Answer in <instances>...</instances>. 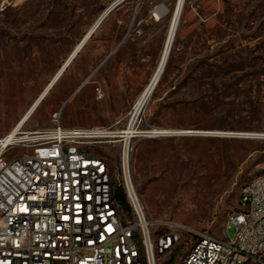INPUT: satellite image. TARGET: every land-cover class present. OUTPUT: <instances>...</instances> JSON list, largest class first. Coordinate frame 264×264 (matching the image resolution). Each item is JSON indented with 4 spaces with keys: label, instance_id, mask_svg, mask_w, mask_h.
I'll list each match as a JSON object with an SVG mask.
<instances>
[{
    "label": "rangeland",
    "instance_id": "1",
    "mask_svg": "<svg viewBox=\"0 0 264 264\" xmlns=\"http://www.w3.org/2000/svg\"><path fill=\"white\" fill-rule=\"evenodd\" d=\"M113 0H0V138L50 82ZM126 0L82 47L23 128L123 130L154 71L167 18L159 4ZM197 134L132 142L133 187L163 233L184 229L179 264L195 234L222 238L244 186L264 168V0H186L163 74L139 119V131ZM217 132L211 135L206 133ZM204 133V135H201ZM117 172V148L101 150ZM127 211L123 192L116 190ZM228 237L234 227L227 224Z\"/></svg>",
    "mask_w": 264,
    "mask_h": 264
},
{
    "label": "built area",
    "instance_id": "2",
    "mask_svg": "<svg viewBox=\"0 0 264 264\" xmlns=\"http://www.w3.org/2000/svg\"><path fill=\"white\" fill-rule=\"evenodd\" d=\"M51 122L17 139L0 138V264H163L171 258L184 229L172 224L159 234L133 187L132 142L140 131L125 144L126 126L66 128L58 114ZM144 134L163 136L156 129ZM109 147L117 148L116 173L99 153ZM239 202L223 237L195 234L179 264H264V168ZM229 223L233 237L226 234Z\"/></svg>",
    "mask_w": 264,
    "mask_h": 264
},
{
    "label": "bare ground",
    "instance_id": "3",
    "mask_svg": "<svg viewBox=\"0 0 264 264\" xmlns=\"http://www.w3.org/2000/svg\"><path fill=\"white\" fill-rule=\"evenodd\" d=\"M120 0H113L97 17V19L94 21V23L90 26V28L87 30L83 38L80 40V42L74 47V49L71 51L70 55L66 58L62 66L58 69V71L54 74L50 82L46 85V87L42 90V92L35 98V100L30 104L28 109L24 112V114L17 120V122L13 125V127L4 135V137L8 138L7 140H11L13 138H18L17 135L23 132V128L25 125L29 122V120L33 117L39 106L42 104L50 90L53 88V86L56 84L58 79L61 77L62 69L64 66H66L70 59L75 55L79 53V51L82 49V47L86 44V42L90 39L88 35L95 29V27L98 25L99 21L104 17L105 13ZM126 1V0H125ZM186 0H174L173 3L170 6H167L165 4H159L156 6V8L153 10V17L155 20H161L164 18H167V29L165 34V39L163 42V46L160 52V56L157 62V65L152 72L150 78L148 79L147 83L135 99L132 108L130 110V113L128 114V122L125 129V144L129 142V138L134 132L138 129L139 126V119L144 111V108L146 107V104L150 100L162 74L165 69L166 63L168 61L171 48L174 42V38L179 26V22L182 16L183 8L185 5ZM95 32V31H94ZM92 36V35H91ZM82 45V47H81ZM76 54V55H77ZM75 55V57H76ZM74 57V58H75ZM73 58V59H74ZM72 62V61H71ZM70 62V63H71ZM69 63V64H70ZM68 64V65H69ZM158 133L163 135H170V136H181V135H193L194 133L197 134L199 132L194 131H188V130H165V129H156ZM140 134H143L145 132H139ZM217 135L220 133L217 132H209L206 133V135ZM130 135V136H129ZM201 135H204L202 133ZM162 136V137H163Z\"/></svg>",
    "mask_w": 264,
    "mask_h": 264
},
{
    "label": "water",
    "instance_id": "4",
    "mask_svg": "<svg viewBox=\"0 0 264 264\" xmlns=\"http://www.w3.org/2000/svg\"><path fill=\"white\" fill-rule=\"evenodd\" d=\"M125 0H120L118 1L116 4H114L104 15V17L99 21L98 25L95 27V29L88 35L87 39L91 37V35L94 33V31H96V29L100 26V24L104 21V19L114 10L116 9L119 5H121ZM82 47V45H81ZM77 54V52L75 53V55ZM75 55L70 59L69 63L73 60V58L75 57ZM68 63V64H69ZM68 64L66 66L63 67L61 73H63L66 69V67H68Z\"/></svg>",
    "mask_w": 264,
    "mask_h": 264
}]
</instances>
